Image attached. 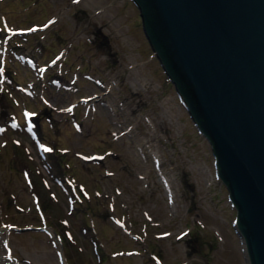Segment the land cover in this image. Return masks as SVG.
<instances>
[{"label":"rangeland","instance_id":"obj_1","mask_svg":"<svg viewBox=\"0 0 264 264\" xmlns=\"http://www.w3.org/2000/svg\"><path fill=\"white\" fill-rule=\"evenodd\" d=\"M234 220L131 0H0V264H248Z\"/></svg>","mask_w":264,"mask_h":264},{"label":"water","instance_id":"obj_2","mask_svg":"<svg viewBox=\"0 0 264 264\" xmlns=\"http://www.w3.org/2000/svg\"><path fill=\"white\" fill-rule=\"evenodd\" d=\"M210 144L249 264H264V0H132Z\"/></svg>","mask_w":264,"mask_h":264}]
</instances>
